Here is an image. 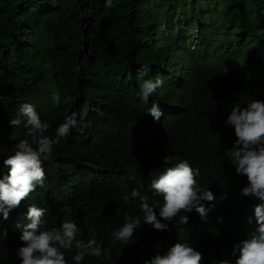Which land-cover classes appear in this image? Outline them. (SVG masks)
Segmentation results:
<instances>
[{
	"label": "trees",
	"instance_id": "obj_1",
	"mask_svg": "<svg viewBox=\"0 0 264 264\" xmlns=\"http://www.w3.org/2000/svg\"><path fill=\"white\" fill-rule=\"evenodd\" d=\"M180 16L185 28L200 27L195 48L179 42ZM42 74L46 96L36 85ZM156 77L164 81L150 98L160 103L159 121L136 98L143 80ZM57 91L70 100L54 108ZM250 99L264 100V0H0V175L7 172L2 160L25 138L22 127L9 124L20 104L37 106L50 125L45 135L54 136L73 112L78 119L44 164V186L0 220L7 231L0 264H20L16 250L31 204L47 209L49 227L71 219L85 239L95 229L111 252L84 264H143L175 242H189L203 264L231 259L233 245L254 231L248 219L260 201L240 196L247 180L224 155L236 139L224 122L235 101ZM165 155L200 169L201 188L215 197L204 202L211 208L206 220L181 212L186 224L178 215L158 231L143 223L137 204L124 202L133 188L147 192L150 203L159 200L148 188ZM129 214L141 219L136 242L113 246L112 233ZM74 254L66 253L68 264Z\"/></svg>",
	"mask_w": 264,
	"mask_h": 264
},
{
	"label": "clouds",
	"instance_id": "obj_2",
	"mask_svg": "<svg viewBox=\"0 0 264 264\" xmlns=\"http://www.w3.org/2000/svg\"><path fill=\"white\" fill-rule=\"evenodd\" d=\"M140 71L150 72L151 69L142 66ZM163 85L160 77L144 79L136 95L144 114L155 121L160 120L163 112L160 103L150 98L155 97ZM69 100L70 97L62 98L58 91L51 94L54 108ZM224 123L226 127L234 129L236 137L224 155L236 174L247 180L240 196L256 198L260 203L254 205L253 216L248 219L249 224L255 221L254 231L233 245L231 259L213 260L212 264H264V100L250 99L246 104L235 101ZM9 124L12 128L22 127L25 138L15 144L14 154L2 160V167L7 169L5 174L0 175L2 221L9 219L22 200L44 186V164L52 157L54 147L62 141L66 142L72 130L78 127V119L77 113L73 112L65 116L54 136L45 135L50 125L41 119L35 104L25 102L19 105ZM161 168L162 171L152 177L148 188L153 198L158 197L159 200L150 203L147 192L133 188L130 198L124 196V202L137 204L143 213V223L158 231L167 230L169 223L181 212L195 211L202 220H206L211 208L206 207L204 202L211 203L215 197L209 187L201 188L198 182L200 169L180 155H165ZM46 213V208L36 204L28 206L26 218L29 223L21 229L19 240L22 244L16 250L20 264H68L66 253L73 252V249L72 264H84L86 257L109 258L111 249H105L103 243L97 241L94 228H88V238L85 239L83 230L74 220L66 219L58 227H49ZM188 218V215H180L182 224H186ZM217 219L218 222L223 220L222 217ZM141 224L139 216H126L123 224L112 233V245L136 242L134 232ZM0 236L6 238L7 231L0 230ZM143 264H203V255L189 242H175L163 254L157 251Z\"/></svg>",
	"mask_w": 264,
	"mask_h": 264
},
{
	"label": "rangeland",
	"instance_id": "obj_3",
	"mask_svg": "<svg viewBox=\"0 0 264 264\" xmlns=\"http://www.w3.org/2000/svg\"><path fill=\"white\" fill-rule=\"evenodd\" d=\"M183 16H180V21H181V26L182 27H187L186 25L183 24V21L186 19V17H183ZM202 17V16H201ZM203 23L206 24L208 23V18H209V14H205V17L203 16ZM190 28H185V31H184V35H183V38L181 41V43L184 44V46L186 48H195L196 47V44L198 43V36H199V33H198V30L200 29V27H196V25H194V23L192 25L189 26ZM177 32H174V34L176 35ZM46 75L45 74H42L41 76H39L38 78V81H37V86H42V89L41 91H39V94L42 95V94H45L46 96V91L49 89V86L48 84L46 85L44 83V80H46ZM45 91V92H44Z\"/></svg>",
	"mask_w": 264,
	"mask_h": 264
}]
</instances>
